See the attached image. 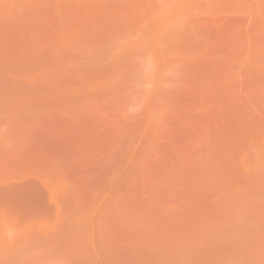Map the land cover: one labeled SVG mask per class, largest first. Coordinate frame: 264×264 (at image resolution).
<instances>
[{"label": "rangeland", "instance_id": "obj_1", "mask_svg": "<svg viewBox=\"0 0 264 264\" xmlns=\"http://www.w3.org/2000/svg\"><path fill=\"white\" fill-rule=\"evenodd\" d=\"M0 264H264V0H0Z\"/></svg>", "mask_w": 264, "mask_h": 264}]
</instances>
